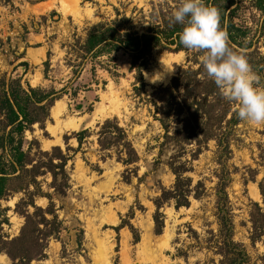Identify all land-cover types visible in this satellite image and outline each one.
<instances>
[{
    "label": "rangeland",
    "instance_id": "1",
    "mask_svg": "<svg viewBox=\"0 0 264 264\" xmlns=\"http://www.w3.org/2000/svg\"><path fill=\"white\" fill-rule=\"evenodd\" d=\"M61 1L73 11L77 6L83 16L78 18L71 11L64 12ZM251 3L252 0H240L238 11L241 15L234 18L235 22L250 27L244 42L250 41L252 46L238 49L244 50L249 61L258 59L259 54L264 57L262 15ZM179 4L181 0H34V6L27 8L28 14H32L29 17L32 27L24 28V44L14 40L6 45L0 40V101L4 89L35 87L59 91L66 87L65 91L58 92L47 109L32 111L30 108L41 121L28 123L22 133V148L32 157L35 153L40 155L39 149L50 150L55 145L69 154L65 166L68 174L65 194L54 192L49 186L50 174L37 177L38 187L52 193L54 210L62 226L48 239L45 257L33 259L31 264H106L101 259L104 251L108 264L116 261L118 264H203L212 256L203 247V237L207 229L217 228L215 185L218 164L214 141H209L208 147L196 159L190 155L194 145L188 146L181 157L192 168L186 174L192 177L193 184L199 179L204 181L205 194L200 198L190 195L189 205L177 209L173 202L165 203L161 208L164 226L162 232L156 234L153 199L162 187L168 188L174 182L167 161L176 148L171 143L160 145L163 129L151 115L152 105L145 94L134 93L133 86L139 84L134 68L138 61L134 63L130 54L118 50L89 60L80 72L74 73L80 61L81 44L91 25L116 21L113 24L116 27L142 33L160 22V7L173 13ZM173 48L174 45L156 47L147 54L146 67L142 69L146 92H152L153 87L160 84H168L176 64L196 68L198 64L193 60L201 62L202 52L175 51ZM170 56L176 57L177 61L171 62V73L166 79L169 68L165 61ZM258 75L264 83V66ZM34 77L36 84L33 85ZM158 79L162 80L156 82ZM57 101L64 103L61 118L82 117V121L76 129L62 132L60 142L44 147V142L53 140L48 125H55L51 110ZM100 106L107 108L109 114L94 120ZM107 118H116L126 130L139 155L134 165L118 161L114 146L100 149L99 125ZM5 123V117L0 114V133L9 128ZM85 128L87 132L79 145L74 133ZM231 149L227 162L231 182L226 190L235 224L234 238L246 246L251 255L250 264H264V239L253 244L249 238L252 202L264 208V192L260 190V184L264 189V125L240 121L234 129ZM124 175L129 178L126 180ZM29 188L33 190L34 186ZM251 188L258 194L252 195ZM21 198L28 199L24 191L12 192L0 199V239L19 234L24 215L18 208L33 210L31 205H22L16 210V203ZM32 199L37 206L45 208L48 205L46 196L34 194ZM45 216L51 217L47 213ZM189 226L202 238L199 243ZM134 233L138 236L137 241ZM101 242L105 243V248L98 252ZM0 264H11L4 252H0Z\"/></svg>",
    "mask_w": 264,
    "mask_h": 264
},
{
    "label": "trees",
    "instance_id": "2",
    "mask_svg": "<svg viewBox=\"0 0 264 264\" xmlns=\"http://www.w3.org/2000/svg\"><path fill=\"white\" fill-rule=\"evenodd\" d=\"M239 3L240 0H205L206 5L219 9L220 27L227 31L230 44L236 51L240 48H249L253 44L250 41L247 44L244 42L250 27L234 21L235 17L239 18L241 15L238 11ZM251 4L262 15L261 20L264 25V0H252ZM158 16L160 22L142 33L131 28L116 27L113 25L117 23L116 21L91 25L86 30L81 44L80 61L74 73L80 72L89 60L118 50L130 54L134 63L138 61L134 68L137 70L135 78L139 84L133 86L134 93L145 94L147 102L152 105L151 115L163 129V141L160 145L171 143L176 148L175 153L167 161L169 170L174 174V182L168 188L162 187L160 194L153 199L155 205L153 222L156 234H160L164 226V213L161 208L165 203L173 202L174 208L177 209L189 205L190 195L200 198L205 194L204 181L199 179L193 184L192 177L186 174L192 168L187 165L189 162L182 161L181 157L188 146L194 145L195 148L191 150L190 155L192 159H196L202 150L208 147L209 141H214L215 161L218 164L216 170L218 180L215 185L217 228L207 229L203 237V247L212 255L203 264H250L251 255L246 246L234 238L235 224L226 190L231 182V172L227 164L232 153L231 139L236 125L241 121L237 115V107L222 97L215 82L207 76L202 61L198 62L195 59L193 63L198 64L196 68L191 65L183 67L176 64L168 84H160L153 87L152 92H146L142 69L146 67L147 54L153 48H168L174 45L175 51H188L179 39L184 25L172 23L170 9L165 10L160 7ZM254 51L251 53L256 54ZM257 57L258 59L253 58L254 60L249 63L253 69L260 70L264 66V57L260 54ZM259 70L256 71L257 74ZM65 89V86L59 91L54 89L46 91L35 87H28L27 90L9 88L4 89L1 96L0 114L5 117V127L9 128L0 133V199L12 192L24 191L28 199L21 198L16 203L15 209L22 205L33 207L32 211L28 208L23 210L18 208V211L24 215V223L19 234L10 239H0V252L7 254L11 264H31L33 259L45 257L48 239L55 236L62 226V221L54 210L52 193L43 192L38 187L37 177L50 174L52 180L49 186L54 192L65 194L68 186L65 166L69 154L55 145L50 150L39 149L38 154L41 156H36L35 153L32 157L22 148V133L28 123L41 121L32 114V111L47 109L58 92H63ZM77 107L81 106L77 105ZM99 126L97 140L100 149L107 150L114 146L117 152L116 159L125 165H134L139 160V155L128 139L126 130L119 125L116 118H107ZM86 132L85 128L74 133L79 145ZM128 169L126 172H129ZM124 178L127 180L129 177L124 175ZM31 185L34 186L33 190L29 188ZM260 190L264 192L261 184ZM34 194L46 196L48 205L43 208L34 204L32 199ZM252 205L249 238L254 244L257 240L264 239V208L257 202H252ZM46 213L51 217L47 218ZM128 225L134 231V227ZM189 229L194 234L196 243H199L202 238L196 230L190 226ZM134 239L138 240L135 233ZM115 264H118L117 261Z\"/></svg>",
    "mask_w": 264,
    "mask_h": 264
},
{
    "label": "clouds",
    "instance_id": "3",
    "mask_svg": "<svg viewBox=\"0 0 264 264\" xmlns=\"http://www.w3.org/2000/svg\"><path fill=\"white\" fill-rule=\"evenodd\" d=\"M172 17V23L184 25L180 43L203 53L200 59L207 76L222 97L236 105L238 118L264 125V83L244 50L236 51L231 46L227 31L220 27L219 9L206 5L205 0H181Z\"/></svg>",
    "mask_w": 264,
    "mask_h": 264
},
{
    "label": "bare ground",
    "instance_id": "4",
    "mask_svg": "<svg viewBox=\"0 0 264 264\" xmlns=\"http://www.w3.org/2000/svg\"><path fill=\"white\" fill-rule=\"evenodd\" d=\"M60 4H61V8L64 10V12L71 11L78 18H81L83 16V12L77 6L74 7V11H73V10H70L68 4L65 3V1H61ZM89 14H90V12H89ZM93 18H94V16H93ZM32 51H34V50H32ZM30 56L32 57L34 55L30 54ZM174 56H170V58L165 61L166 64L168 65V68H169L168 69V74L166 76V79L169 78V75L171 73V66H170L171 65V62L177 61V58L174 57ZM162 79H158V81H156V82H159ZM35 82H36V80H35V77H34L33 80H32V84L34 85ZM63 112H64V103L61 102V101H57L56 104L52 107V110H51V115H52V117L55 120L54 121L55 122V125H52V124H49L48 125V130L50 131V133H51V135L53 137V140L52 141H46V142H44V147H48L53 142H60V135H61L62 132L68 131V130H74V129H76L80 125V123L82 121V117L66 116L65 118L64 117L61 118ZM108 114H109V111L107 110V108H105L104 106H100V109L97 111V114H96L94 120L97 119V118L104 117V116H106ZM251 189H253V188H251ZM257 194H258V191L255 190V189H253L252 190V195L255 196ZM99 247H100V251H98V252L103 251L104 248H105V243L104 242H101ZM104 252L101 253L102 254L101 255V259L103 258L105 260L104 262H106V264H108L109 259H108V257L103 256V253Z\"/></svg>",
    "mask_w": 264,
    "mask_h": 264
},
{
    "label": "built area",
    "instance_id": "5",
    "mask_svg": "<svg viewBox=\"0 0 264 264\" xmlns=\"http://www.w3.org/2000/svg\"><path fill=\"white\" fill-rule=\"evenodd\" d=\"M33 4L34 0H0V40L6 45L14 40L23 43L24 28L32 27V14H28L27 8Z\"/></svg>",
    "mask_w": 264,
    "mask_h": 264
},
{
    "label": "crops",
    "instance_id": "6",
    "mask_svg": "<svg viewBox=\"0 0 264 264\" xmlns=\"http://www.w3.org/2000/svg\"><path fill=\"white\" fill-rule=\"evenodd\" d=\"M33 33V32H32Z\"/></svg>",
    "mask_w": 264,
    "mask_h": 264
}]
</instances>
